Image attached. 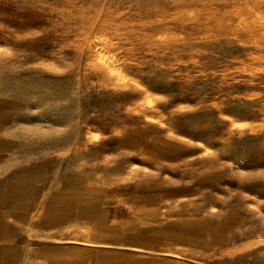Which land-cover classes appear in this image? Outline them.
<instances>
[{
  "label": "rangeland",
  "instance_id": "374dc122",
  "mask_svg": "<svg viewBox=\"0 0 264 264\" xmlns=\"http://www.w3.org/2000/svg\"><path fill=\"white\" fill-rule=\"evenodd\" d=\"M0 264H264V0H0Z\"/></svg>",
  "mask_w": 264,
  "mask_h": 264
}]
</instances>
